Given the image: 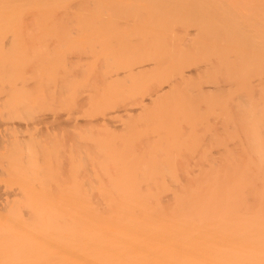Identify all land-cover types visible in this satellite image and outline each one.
<instances>
[{"label":"bare ground","instance_id":"6f19581e","mask_svg":"<svg viewBox=\"0 0 264 264\" xmlns=\"http://www.w3.org/2000/svg\"><path fill=\"white\" fill-rule=\"evenodd\" d=\"M0 110V264H264V0H0Z\"/></svg>","mask_w":264,"mask_h":264},{"label":"rangeland","instance_id":"374dc122","mask_svg":"<svg viewBox=\"0 0 264 264\" xmlns=\"http://www.w3.org/2000/svg\"><path fill=\"white\" fill-rule=\"evenodd\" d=\"M84 54H86V53H82V55H84ZM68 55H69V56H68V57L66 56V57H67L70 61L77 60V59H79V58H81V57H85V58H86V56H82L81 54L79 55L78 52H77V54L72 52V53H70V54H68ZM87 56H88V55H87ZM88 57H89V56H88ZM85 58H84V59H85ZM86 59H87V58H86ZM82 60H83V59H82ZM68 62H69V61H68ZM71 63H72V62H71ZM73 63H74V62H73ZM72 71H73V70H72ZM72 73H73V72H72ZM77 73H78V71L76 72V74H77ZM70 74H71V73H70ZM56 109H58V108H56ZM56 109L54 108V110H56ZM51 110H52V109H51ZM51 110H50V111H51ZM64 110H65V109H64ZM64 110H63V112H64ZM44 111L46 112L47 110H44ZM44 111L41 112L42 117H43V116H46V114L49 113V110H48L45 114L43 113ZM57 111H58V110H56L55 113H56ZM60 111H61V109H60ZM53 112H54V111H53ZM61 112H62V111H61ZM63 112H62V113H63ZM69 112H70V111H69ZM69 112H68V113H69ZM55 113H53V114L55 115V118H56V116H57V118L60 117V119L63 120V119L61 118V117H63V116H61L62 114L58 116V114L60 113L59 111L57 112V113H58L57 115H56ZM65 113H66V112H65ZM65 113H64L65 116L63 117L64 119L67 118L66 116L68 115V114L66 115ZM0 114H1V110H0ZM49 114H50V113H49ZM51 114H52V113H51ZM53 114H52V116H53ZM0 116H1V115H0ZM42 117L40 116V118H42ZM40 118L37 119V120H41ZM45 118H47V117H45ZM1 120H2V118H0V148H1V144H2V146L5 145L4 142H5V140L7 139V137L9 136V135H7L6 133L8 132V134H9V132H12V131L14 130V129L11 130L10 127H8V129H7L6 126L4 127L3 123L1 122ZM43 120H44V119H43ZM47 120H48V119H47ZM47 120H46V121H47ZM52 120H53V119H52ZM52 120H51V121H52ZM35 121H36V120H35ZM41 121H42V120H41ZM46 121L44 120V122H43V121H42V122H43V123H46ZM54 122L58 123L59 121L57 122V121L54 120ZM64 122H65V121H64ZM64 122H61V123H58V124H61L60 126H62V123H64ZM37 123H39V121H37ZM52 123H53V122H51V124H50V122H49L48 125L50 124V126H52ZM67 123H68V122H67ZM40 124L43 125L41 122H40ZM58 124H56V125H58ZM64 126H66V124H65ZM64 126H62V128H63ZM40 127H43V126H40ZM45 127H47V126L45 125ZM12 128H13V127H12ZM65 128L68 129L69 127L66 126ZM3 129H4V130H7V132L5 133ZM39 129L41 130V128H39ZM14 132H15V131H14ZM24 132H26V131L23 130V132H21V133H22L23 135L26 134L25 136H27V135L29 136V134H27V132H26L25 134H24ZM38 132H40V131L38 130ZM38 132H37V134H39ZM15 133H16V132H15ZM18 133H19V132H18ZM18 133H16L17 136H18ZM21 133H20V134H21ZM43 133H45V132L43 131ZM43 133H42V134H43ZM20 134H19V136H20ZM42 134H40V135L42 136ZM12 135H13V136H12ZM14 135H15L14 133L11 134L12 137H14ZM23 135H21V137H23ZM11 136H9L8 138H9V140H10V138H11V140L13 141V139H12ZM17 136H15V139H16ZM28 136H27V137H28ZM68 137H69V136H68ZM7 141H8V140H7ZM68 141H69V140H68ZM6 144H7V142H6ZM0 163H1V162H0Z\"/></svg>","mask_w":264,"mask_h":264}]
</instances>
